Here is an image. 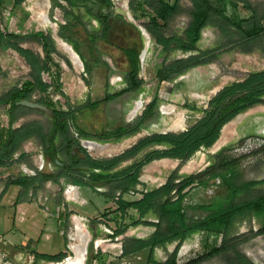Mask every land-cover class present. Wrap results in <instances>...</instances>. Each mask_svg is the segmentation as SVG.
<instances>
[{
    "label": "rangeland",
    "instance_id": "rangeland-1",
    "mask_svg": "<svg viewBox=\"0 0 264 264\" xmlns=\"http://www.w3.org/2000/svg\"><path fill=\"white\" fill-rule=\"evenodd\" d=\"M60 1L64 7H56L51 0H46V7L43 9L48 22H42L33 7L37 0H21L19 4H15L14 0H7L5 11H0V28L18 33L16 41L42 57L44 51L41 43L29 35L35 31H45L52 36L57 48L54 58L62 66V89L65 96L52 89L50 95L58 107L63 109H68L69 104H84L88 100L95 103L76 117L78 126L93 135L91 138L80 137V143L84 144L94 158L115 157L154 134L187 130L203 117L204 109L209 108L211 99L224 87L244 80L250 73L264 71V36L234 48L237 35L225 34L217 26H208L205 28L206 35H202L197 44V50L166 54L157 46L148 19L134 17L129 7L130 0H113L109 39L96 40L94 49L97 55L110 64L111 70L99 67L92 75L87 74L82 59V63L76 62L66 48L65 44L70 43L62 37L60 23L78 19L76 36L84 43L83 51L88 58L91 55L85 44L87 31L98 28L99 23L83 7H72L66 0ZM251 1L260 14H263L264 0ZM192 7L191 0H181L179 13L164 28V32L183 34L191 19ZM240 7L242 16L248 18L250 11L242 4ZM145 32L149 33V37ZM132 46H137L140 50V76L146 80V84L137 92L104 103L108 91L116 93L126 86L123 82L124 75L132 70V66L122 48ZM145 48L147 54L142 59ZM207 48L219 49L217 57L211 62L192 67L176 78L159 84L156 73L160 67ZM31 71L30 65L16 50L0 46V95L20 87L30 78ZM155 95L159 97V106L147 127L120 140L100 141L94 136L107 129L132 124L142 115ZM38 97L39 94L36 93L33 100ZM139 102L142 103L141 107ZM192 106L199 109H192ZM51 119V113L48 112L19 110L13 127L19 128L27 122L38 121L48 128ZM177 120H185V126L175 128ZM8 126V106L0 105V127ZM71 131L74 136L79 137L73 127ZM216 142L209 148L201 147L187 160L166 157L150 162L142 168L140 182L130 192L123 194V197L137 200L143 196V192L161 188L166 183L176 188L186 177H205L223 166L227 160L236 165L240 181L264 180V96L260 102L244 109L228 122ZM222 142L224 143L221 144ZM87 143L110 146L113 150L100 151L95 146L90 148ZM165 148L167 145L153 144L134 158L121 162L115 169L125 168L140 161L148 153ZM54 168L37 137L24 140L7 165L0 167V264H63L76 257L73 245H79L82 249V264H165L175 251L176 264H243L244 259L254 264H264V234H256L260 224L256 219L239 222L232 235L226 239L229 246H235L212 258L203 259L209 253L206 241L211 243L213 237H207L199 231L181 244L173 241L157 247L153 262L148 260L149 249L125 257L122 255L124 242L147 239L159 226L165 228V224L158 216L149 214L142 219L141 224L146 226L152 223L153 228L151 232L140 234L137 228L141 225H133L139 217L138 213L131 208L127 213L117 214L116 221L122 227L127 225V228L123 234L114 238L109 235L113 228L107 224V220L114 216L117 204L107 196L108 187L101 186L95 190L88 187L86 191L79 188L82 195L78 202L73 197L67 198V191L73 184L65 178L60 183L48 181L37 190L30 189L28 193L22 186L13 183L22 176H33L38 172L51 173ZM198 187L194 186L191 190L195 200L201 197L210 199L221 190L216 184L206 190ZM263 193L264 182L246 190L237 199L245 200ZM119 195L120 192L117 191L116 196ZM171 195L176 197L175 190ZM202 216V212L192 211L189 219L197 220ZM76 217H81L83 223L79 242L74 239V235L79 224L77 219H81ZM221 241H224L223 237L220 238L219 242ZM36 252L50 255L65 253L66 257L60 262L47 261L36 258Z\"/></svg>",
    "mask_w": 264,
    "mask_h": 264
},
{
    "label": "trees",
    "instance_id": "trees-1",
    "mask_svg": "<svg viewBox=\"0 0 264 264\" xmlns=\"http://www.w3.org/2000/svg\"><path fill=\"white\" fill-rule=\"evenodd\" d=\"M19 4L21 0H14ZM56 7H64L60 0H51ZM7 0H0V11L6 9ZM69 6L83 7L87 14L95 19L99 26L88 30L85 44L88 47L90 58L83 51V42L76 36L75 28L77 18L60 23V33L79 54L84 62L87 74H93L96 68L111 70L110 64L94 52L96 40L108 41L112 29L110 21L113 15V0H66ZM191 19L183 34H166L164 28L179 13L181 0H130L129 7L136 19L146 17L151 25V33L161 52L169 54L174 51L191 52L197 50V44L202 37V31L208 26H217L225 34L238 36L233 47H240L260 36H264V12L260 14L251 0H191ZM250 11V16H242L241 7ZM29 36L35 37L42 45L44 56L36 51L21 46L16 39L19 34L3 31L0 28V46L4 49L16 50L30 65L32 71L20 87L0 95V105L8 106L9 126L0 127V167L7 165L24 140L37 137L43 147L44 153L52 160L55 168L51 173L38 172L33 176H22L13 181L23 187L26 193L30 189L37 190L46 182L60 183L65 178L70 183L86 186L92 189L108 187L107 196L117 204L116 211L127 213L131 208L136 209L138 219L133 225L141 224L142 219L150 213L158 216L165 224V228L158 229L147 239H136L124 242L122 255L128 256L149 249L148 260L154 261V251L157 247L169 242L179 241L181 244L195 232H202L207 237H213L211 243L206 241L209 253L203 259L212 258L235 245H228L227 238L235 230L236 225L242 221H259L256 234H264V193L245 200L237 198L246 190L256 186L264 180L240 181L236 165L229 160L223 166L210 172L205 177L192 175L183 179L176 188L166 183L161 188L143 192L137 200H128L123 194L130 192L140 182L142 168L150 162L161 158H176L187 160L201 147H211L221 136L223 126L230 122L244 109L258 103L264 96V71L250 73L244 80L234 82L219 91L210 101L209 108L204 109V115L187 130L180 133L168 132L148 136L122 154L107 159L94 158L87 148L80 143V137L91 138L92 134L78 126L77 114L95 103L88 100L84 104H69L68 109L58 107L50 95V89L65 96L62 82V66L54 58L57 48L52 36L45 31H35ZM217 48L198 50L185 59L164 64L157 70L156 78L159 84L170 81L185 73L192 67L211 62L218 55ZM122 51L131 62L132 70L124 75L123 89L116 93L108 91L103 102L122 97L131 92H137L144 87L146 80L140 76L141 60L140 50L137 46L123 47ZM46 76L48 78L46 79ZM39 94L36 101L45 104L51 109L52 119L49 127L38 121H30L19 128L13 123L18 117L19 110H39L23 105L17 101L33 99ZM159 97L155 95L146 105L142 115L132 124L121 125L114 129H107L99 135H94L100 141L120 140L147 127L158 110ZM192 109H199L192 106ZM45 112V111H43ZM72 127L79 137L72 134ZM153 144H164L167 148L148 153L140 161H135L125 168L115 169L121 162L134 158L145 148ZM77 148V151L75 150ZM23 155V154H22ZM214 184L221 190L205 199L195 200L191 195L194 186L206 190ZM175 190L176 197L171 194ZM119 191V197L116 192ZM192 211L204 214L197 220H190ZM127 225L119 224L112 236H118L126 231ZM223 237L224 241L219 242ZM177 251L165 264H176ZM36 258L47 261H62L65 253L57 255L35 253ZM161 264V263H158ZM163 264V263H162ZM243 264H254L244 259Z\"/></svg>",
    "mask_w": 264,
    "mask_h": 264
},
{
    "label": "bare ground",
    "instance_id": "bare-ground-1",
    "mask_svg": "<svg viewBox=\"0 0 264 264\" xmlns=\"http://www.w3.org/2000/svg\"><path fill=\"white\" fill-rule=\"evenodd\" d=\"M36 10V14H37V17L40 21L42 22H48V18H47V15L45 13V9H43L44 7H46V0H37V2L34 4L33 6ZM147 34V32H145ZM66 48L70 51V53L72 54L73 58L75 59L76 62H81L79 56L77 55V53L74 51V49L71 47L70 44H65ZM144 53V52H143ZM142 103L139 102V107H141ZM170 109V108H169ZM166 112L168 111L167 109H165ZM179 119V118H178ZM185 123L186 121L185 120H177L176 124L174 125L175 128H183L185 126ZM224 128V127H223ZM227 130V127L225 129V132ZM224 142H222L221 144H223ZM90 145V148L91 147H94L95 146V149H100V151H111L113 150L112 147L110 146H99V145H96V144H90V143H87ZM74 186V185H72ZM73 189V190H72ZM72 191H76V194H77V190L75 187H72L70 188V190L68 191L69 195H70V192ZM74 193V192H73ZM81 231H82V226L80 224H78L77 226V230H76V233L74 235V239L78 240L77 242H79V239H80V234H81ZM83 244V243H82ZM74 249H75V252H76V257L72 258V259H68L66 262H64L63 264H82V260H83V252H82V249L79 245H73Z\"/></svg>",
    "mask_w": 264,
    "mask_h": 264
},
{
    "label": "crops",
    "instance_id": "crops-1",
    "mask_svg": "<svg viewBox=\"0 0 264 264\" xmlns=\"http://www.w3.org/2000/svg\"><path fill=\"white\" fill-rule=\"evenodd\" d=\"M126 2V1H125ZM206 31H207V29H203V31H202V35L203 36H205L206 35ZM149 33L147 32V34L145 33V35L147 36V37H149V35H148ZM144 53H142V59H144L145 58V56H146V54H147V49L145 48V50L143 51ZM74 185V184H73ZM70 186V185H69ZM72 187H75L76 188V190H77V194H76V191H72V192H70V195H69V193H68V191L70 190V188H72ZM69 189H68V191H67V198H69V196L70 197H73L74 198V200H77L78 201V199H79V196L80 195H82L81 194V192L79 191V188H83L84 189V191H86V190H88L89 188L88 187H86V186H78V185H74V186H72L71 185V187H70ZM73 190V189H72ZM74 192V193H73ZM76 202V201H75ZM79 202V201H78ZM96 202V201H95ZM88 207L86 206V208L85 209H87ZM121 211H116L115 213H114V216H110V219L109 220H107V224L109 225V226H112V230H111V234H109L111 237H113L112 236V234H113V231L115 230V228L117 227V225H119L120 223L118 222V221H116V218H117V214H119ZM129 212V211H128ZM150 214H152V215H155V214H153V213H150ZM76 218H80L81 220H79V219H77L78 221H79V224L80 225H82L83 226V223H82V218L81 217H76ZM93 222V221H92ZM141 226L139 227V226H137V227H139V228H137L138 230H139V232H140V234H143V232H151L150 230L153 228V224L152 223H149V224H147L146 226H142V224H140ZM84 228V227H83ZM136 229V228H135ZM85 230V229H84ZM86 231V230H85ZM135 232H137L136 230H135ZM119 236V235H118ZM118 236H115V237H118ZM114 237V238H115ZM139 253V252H138ZM134 254H136V253H134ZM131 255H133V254H131ZM130 255H128V257H129ZM125 257H127V256H125Z\"/></svg>",
    "mask_w": 264,
    "mask_h": 264
},
{
    "label": "water",
    "instance_id": "water-1",
    "mask_svg": "<svg viewBox=\"0 0 264 264\" xmlns=\"http://www.w3.org/2000/svg\"><path fill=\"white\" fill-rule=\"evenodd\" d=\"M71 47L73 48V46L71 45ZM74 49V48H73ZM75 51V50H74ZM76 52V51H75ZM77 53V52H76ZM77 55L79 56V54L77 53ZM80 58V56H79ZM81 59V58H80ZM140 60H141V56H140ZM17 104L18 105H23V106H26V107H30V108H34V109H40L42 111H45V112H48V113H51V109L46 106L45 104L43 103H40L36 100H33V99H22V100H19L17 101ZM226 125V124H225ZM224 125V126H225ZM223 126V127H224ZM217 143V142H216ZM215 143V144H216ZM214 144V145H215ZM84 145V144H83Z\"/></svg>",
    "mask_w": 264,
    "mask_h": 264
}]
</instances>
